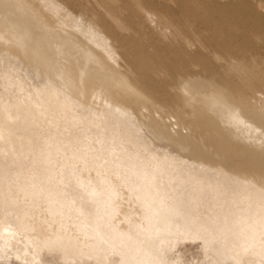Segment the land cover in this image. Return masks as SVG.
<instances>
[{
  "label": "bare ground",
  "instance_id": "1",
  "mask_svg": "<svg viewBox=\"0 0 264 264\" xmlns=\"http://www.w3.org/2000/svg\"><path fill=\"white\" fill-rule=\"evenodd\" d=\"M63 1L0 0V207L15 213L0 216V264H43L41 247L174 264L172 233L199 238L209 264H264V0ZM15 72L34 91L11 115ZM78 126L96 132L68 137L81 157L62 198L42 133Z\"/></svg>",
  "mask_w": 264,
  "mask_h": 264
},
{
  "label": "rangeland",
  "instance_id": "2",
  "mask_svg": "<svg viewBox=\"0 0 264 264\" xmlns=\"http://www.w3.org/2000/svg\"><path fill=\"white\" fill-rule=\"evenodd\" d=\"M59 1V8L58 9H60L59 11H60V13H62V11H65V12H68V10H67V8L68 7H66L67 6V4L65 5V2L63 1V0H58ZM75 1H77V2H80V0H75ZM83 9H85V8H83ZM83 9H80V11L78 10V12L76 11V10H72V14H74V16H72V14L70 15V17H71V19H72V21H77V22H80L81 21V24H84V26H85V28H87L88 27V20L86 19L87 17H85L88 13L85 11V10H83ZM82 10H83V13H82ZM218 61V60H217ZM21 74V75H20ZM19 76V77H18ZM22 76V77H21ZM14 77H17L16 79H19V78H22V79H19V80H23V81H25V82H23V81H21V83H23L22 84V87L25 85L26 87H23V89H25V90H23V89H20V90H17L16 89V87H14L12 90H11V93H9L8 92V94H6V96H7V101H11L10 103L13 105H11V107H10V110H9V112L11 113V112H16L15 114H14V112L13 113H11V115H16L18 112V104L24 99L23 97H25L24 96V94H29V93H31L32 92V90H33V86H32V84H30L32 81L30 80V78H28L26 75H24L23 73H20L19 72V74H17L16 72H15V74H14ZM24 77H26L25 79H24ZM29 80V81H28ZM27 81V82H26ZM30 82V83H29ZM36 84V83H35ZM30 85L32 86V87H30ZM0 87L2 88V86L0 85ZM1 88H0V92H1ZM32 89V90H31ZM28 90V91H27ZM31 90V91H30ZM18 91V92H17ZM19 91L22 93H19ZM26 91V92H25ZM34 91V90H33ZM15 92L16 93H19V94H21L20 96H19V94H15ZM24 92V93H23ZM13 93V94H12ZM1 94V93H0ZM9 94H11V95H9ZM23 95V96H22ZM10 96V97H9ZM12 96V97H11ZM15 96V97H14ZM8 97L9 98H12V99H14L15 101H17L16 103L17 104H14L15 102H13L12 103V99L10 100V99H8ZM18 97H22L21 99H20V102L18 101L19 100V98L17 99ZM13 100V101H14ZM15 105H17V106H15ZM15 106V107H14ZM14 107V109H12ZM17 108V109H16ZM12 109V110H11ZM16 124V123H15ZM14 123H12V126L13 125H15ZM17 125V124H16ZM14 127H16V130H18L19 128H17V126H14ZM82 127H80V126H78V128H77V131H75L76 129H74V131H71V132H65V133H61V135H59L58 133H55V135L54 136H56V135H58V137L57 138H53V134H50L49 135V133L47 134V133H42V140H44V141H42L41 139V143L43 144L44 143V151H46L45 153L47 154V155H45V153H44V155L45 156H47V159H48V163H46L44 166V168H42L43 170H45L46 169V173L48 174V176H49V178H50V180H52V177H54L53 178V180H52V182L53 181H55V183H54V185L56 186H54L55 187V189L53 190V193H54V191H56V189L57 188H59L58 189V191H56V193H54L55 195H63L64 196V193L68 196V193L70 192V194L72 193V196H73V193H74V195L75 194H77V189L76 190H74L75 188L74 187H68V186H70V180H71V178L73 177V175L76 173V171H77V166H78V164H77V162H78V160H79V158L81 157V155L79 154V153H77V154H79L78 156H77V154H76V152L74 151V149H73V144L75 143L74 141H78V138H79V136H80V139H84V138H87V137H89V134H90V136H91V133H92V135H95V132H96V130H94L95 128H93V129H90V128H88L87 129V127H85V128H82ZM82 130V131H78V130ZM83 130H84V133L85 132H87L86 134H84L83 133ZM89 130V131H88ZM92 130H94V131H92ZM90 131H92L91 133H90ZM72 132H74V133H72ZM76 132H78V135H77V133ZM67 133V134H66ZM72 133V134H71ZM76 133V134H75ZM83 136H81L80 134ZM89 133V134H88ZM44 134H46L45 136H43ZM62 134H63V137L65 138V139H68V137L70 138V139H72V138H74V139H72L73 140V142H70L69 143V141H72V140H70V139H68V140H66V141H68V143L66 142V141H64V143H63V141H58L57 142V140H58V138H59V136H60V138H62L61 140H65L63 137H61L62 136ZM65 134V135H64ZM71 134V136H69ZM88 134V135H87ZM49 135V136H48ZM72 135H74L73 137H72ZM78 137H77V136ZM85 135V136H84ZM50 136H52L51 138H53V139H51L50 138ZM46 137V138H45ZM50 138V139H48V140H50L48 143H47V141L48 140H46L47 138ZM67 137V138H66ZM77 137V138H76ZM82 137V138H81ZM59 138V139H60ZM76 138V139H75ZM56 141H55V140ZM46 142V143H45ZM53 142V143H52ZM55 142V143H54ZM62 142V143H61ZM66 142V143H65ZM52 143V144H51ZM58 143V144H57ZM46 144H49L50 146H52V147H49V145H48V147H47V145ZM54 144V145H53ZM61 144H63L64 146H62L63 147V150L61 149H59L61 146ZM68 144V145H67ZM0 152H2V150L5 152L6 151V148H5V150H4V147H3V145L4 144H1V141H0ZM56 145V146H55ZM58 145V146H57ZM69 145H71L70 147H69ZM45 146L47 147L46 148V150H45ZM53 146H55V147H53ZM60 146V147H59ZM67 146V147H66ZM61 147V148H62ZM66 147V148H65ZM1 148H2V150H1ZM52 148H54L53 150H52ZM57 149V151H56V149ZM65 148V149H64ZM70 148V149H69ZM70 151H69V150ZM25 151H24V153L25 154H27V147H25V149H24ZM49 150V151H48ZM54 152V156H55V154L56 155H58L61 159H64L65 161L67 160V162H65V163H63V164H60V165H57V166H55L56 165V162L54 163V161L56 160V159H58L59 157L58 156H56V157H54L53 156V154L52 155H50V152L51 153H53ZM56 151V152H55ZM62 151H64L63 153L65 154H63V153H61ZM67 151V152H66ZM73 153H72V152ZM4 152H2L1 153V155H0V162H3V159H4V162L3 163H5L6 162V160H7V156H8V153H6L5 152V156H6V159L5 158H3V157H5L4 155H3V153ZM30 152V151H29ZM29 152H28V154H29ZM49 152V153H48ZM62 156H61V155ZM68 154V156H66ZM72 154H74V155H72ZM31 154H29L28 156H30ZM71 155V156H70ZM64 156H65V158H64ZM74 156V157H73ZM77 156V157H76ZM2 157V158H1ZM71 157H72V159H71ZM52 158V162L50 161V159ZM54 158V159H53ZM59 158V159H60ZM66 158H70V159H66ZM74 158V159H73ZM2 159V160H1ZM8 161V160H7ZM73 161V162H72ZM70 162V163H69ZM76 164H75V163ZM7 163V162H6ZM52 164L53 163V165H48V164ZM65 164V165H64ZM54 167V168H52V167ZM73 166V167H72ZM75 166V167H74ZM37 167V166H36ZM60 167V168H59ZM15 170H17L15 167H13ZM62 168H64V169H62ZM69 168H70V170H69ZM75 168V169H74ZM13 169V170H14ZM53 169V170H52ZM58 169H61V170H58ZM48 171L50 172V173H48ZM55 171V172H54ZM58 171H60V172H58ZM63 171V172H62ZM68 171V172H67ZM70 171H72V172H70ZM59 174V175H56V174ZM62 173L63 174H68V175H66V176H63L62 175ZM70 173V174H69ZM74 173V174H73ZM52 174V175H51ZM71 175V176H70ZM39 176L40 177H37V180H39V181H41L40 180V178H42V176H41V174H39ZM56 177V178H55ZM64 177H66V178H64ZM70 177V178H69ZM63 178H64V181H63ZM69 179V180H68ZM61 180V181H60ZM69 182V185H68V182ZM66 183V184H65ZM13 184V183H12ZM14 187V188H11V187ZM64 186V187H63ZM65 187H67V188H65ZM70 189V191H69V189ZM73 190H72V189ZM10 189H11V191H12V189L14 190L15 189V186H14V184L13 185H11V186H8V187H6V191H8L9 190V192L11 193V191H10ZM69 192H68V191ZM64 191V192H63ZM76 192V193H75ZM78 192L80 193V190L78 189ZM58 193V194H57ZM60 193V194H59ZM79 193H78V195H79ZM69 194V195H70ZM65 195V196H66ZM65 196L64 197H62V198H65ZM64 200V199H63ZM62 200V201H63ZM201 206L203 205V206H206V200H204V199H202L201 200ZM19 205H20V203H19ZM127 205V212H129L130 214L132 213V212H134V205L133 204H126ZM8 207V206H7ZM7 207H0L1 209H0V211H1V214H0V216L3 218V220H5L6 222H8V219H10V220H13L14 219V216H15V213H13V215H12V213L10 212V210H9V207H8V210H9V212H8V210H7ZM4 208V209H3ZM6 208V209H5ZM5 211H7V212H5ZM2 212H4V213H2ZM5 214V215H4ZM7 214L10 216V217H8L7 216ZM11 214V215H10ZM3 215V216H2ZM7 216V217H6ZM69 218L71 217V216H68ZM67 217V218H68ZM6 218V219H5ZM68 218V221L69 222H72L73 223V220H72V217L69 219ZM9 220V221H10ZM220 222V221H219ZM221 224V223H220ZM219 225V224H218ZM223 226H224V224H223ZM223 226H220L219 228H222V229H224V227ZM220 234L218 235L219 236V238H220V240L222 239V241L224 242V245H228L229 244V240H228V238L226 237V233H224V232H219ZM175 237V238H174ZM167 238H169L170 240H172V242L171 243H169L168 245H166L165 246V253L167 254V256H168V258H169V260L171 259L172 260V262H174V264H209V257H207V256H205V255H203V252H202V249H201V241H200V239L199 238H191V237H184V235H177V236H174L173 235V233L171 234V235H167ZM177 239V240H176ZM226 241V242H225ZM45 248H40V254H41V257H40V255H38L37 257H38V259H43V264H96L97 262H93V260H89L88 262L89 263H87V259H85L84 258V261H82L83 260V258H79L78 257V259L76 258V257H72V258H69V259H66V260H63L62 258H60L61 260H58L59 259V253H51L49 250H44ZM30 250H31V248H30ZM50 252V253H49ZM43 253V254H42ZM53 254H54V256H53ZM49 255V256H48ZM58 255V256H57ZM46 256V257H45ZM170 256V257H169ZM175 257V258H173V257ZM245 258H250V257H245ZM12 260V262L14 263V264H17V261H16V259L14 258V257H12L11 258ZM74 259V260H73ZM77 261H76V260ZM234 258H232V257H229L227 260H226V262L225 263H222V264H240L239 262H237V261H235V260H233ZM69 260V261H68ZM80 260V261H79ZM231 260V261H230ZM49 261V262H48ZM90 261H92V262H90ZM46 262V263H45ZM55 262V263H54ZM61 262V263H60ZM3 264H6V263H3Z\"/></svg>",
  "mask_w": 264,
  "mask_h": 264
}]
</instances>
